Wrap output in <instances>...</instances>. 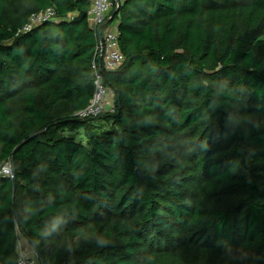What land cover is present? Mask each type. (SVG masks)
I'll use <instances>...</instances> for the list:
<instances>
[{"label":"trees","instance_id":"1","mask_svg":"<svg viewBox=\"0 0 264 264\" xmlns=\"http://www.w3.org/2000/svg\"><path fill=\"white\" fill-rule=\"evenodd\" d=\"M119 2L115 112L80 120L91 0H0V264L15 224L41 264H264V0Z\"/></svg>","mask_w":264,"mask_h":264},{"label":"built area","instance_id":"2","mask_svg":"<svg viewBox=\"0 0 264 264\" xmlns=\"http://www.w3.org/2000/svg\"><path fill=\"white\" fill-rule=\"evenodd\" d=\"M119 0H92L88 14L89 27L97 34V43L94 52L92 70L94 75V93L89 105L76 114L80 120L94 119L104 114H114L115 95L104 85L103 76L106 73L116 72L125 62V56L120 50L118 22L112 19V13L119 10ZM54 12L48 9L39 15L33 16L25 31H30L35 26L54 19ZM0 175L14 180L15 175L12 164H6L0 169ZM17 231V263L16 264H41L35 249L28 242L23 245V237L18 224Z\"/></svg>","mask_w":264,"mask_h":264},{"label":"rangeland","instance_id":"3","mask_svg":"<svg viewBox=\"0 0 264 264\" xmlns=\"http://www.w3.org/2000/svg\"><path fill=\"white\" fill-rule=\"evenodd\" d=\"M74 136L76 137V139H77L79 142H83V143L86 142V140H85V136H84L83 132L76 133V134H74Z\"/></svg>","mask_w":264,"mask_h":264},{"label":"water","instance_id":"4","mask_svg":"<svg viewBox=\"0 0 264 264\" xmlns=\"http://www.w3.org/2000/svg\"><path fill=\"white\" fill-rule=\"evenodd\" d=\"M118 13H119V10H115L112 13V19H111V21L115 19V17L118 15ZM35 253H36L37 257L39 258V255H38L37 251H35Z\"/></svg>","mask_w":264,"mask_h":264},{"label":"crops","instance_id":"5","mask_svg":"<svg viewBox=\"0 0 264 264\" xmlns=\"http://www.w3.org/2000/svg\"><path fill=\"white\" fill-rule=\"evenodd\" d=\"M91 1H92V0H91ZM23 245L27 247V245H28V241H27L26 239L23 240Z\"/></svg>","mask_w":264,"mask_h":264}]
</instances>
